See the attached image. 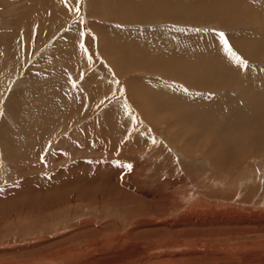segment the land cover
<instances>
[{"label":"rangeland","instance_id":"rangeland-1","mask_svg":"<svg viewBox=\"0 0 264 264\" xmlns=\"http://www.w3.org/2000/svg\"><path fill=\"white\" fill-rule=\"evenodd\" d=\"M142 1L0 0V264H264V0Z\"/></svg>","mask_w":264,"mask_h":264},{"label":"bare ground","instance_id":"bare-ground-1","mask_svg":"<svg viewBox=\"0 0 264 264\" xmlns=\"http://www.w3.org/2000/svg\"><path fill=\"white\" fill-rule=\"evenodd\" d=\"M161 1V0H160ZM163 1H165V0H163ZM173 1V0H172ZM220 1V3L221 4H223V5H225V7H228L229 5H231V4H233V3H231L230 2V0H229V2H227L228 0H225V1H222V0H219ZM138 2H140L141 3V5L143 6H141L140 5V7H142L143 9L145 8L146 9V7L147 6H145V5H149L148 3L147 4H144L143 3V1L142 0H138ZM152 2H156V0H152ZM168 2H169V0H168ZM194 2V1H193ZM198 2V1H197ZM201 2V1H200ZM202 2H203V0H202ZM201 2V3H202ZM161 3H165V2H161ZM182 3V2H181ZM212 3V2H211ZM235 3V2H234ZM191 4V3H190ZM198 4V3H197ZM203 4V3H202ZM169 5V4H168ZM167 4H166V8H167V6H168ZM204 5H206V4H204ZM234 5V9L236 10V4H233ZM170 6V5H169ZM168 6V7H169ZM194 7V6H193ZM200 8H202V5L201 6H199ZM222 7V6H221ZM140 9V8H139ZM144 9V10H145ZM197 9V8H196ZM141 10V9H140ZM169 9H167V11H168ZM192 10H194V8L192 9ZM198 10V9H197ZM170 11V10H169ZM191 11V10H190ZM195 11V10H194ZM202 11V10H201ZM199 12V11H198ZM168 13V12H167ZM177 14V13H176ZM123 56V55H122ZM219 66H221L220 64H219ZM219 68V67H218ZM195 72H198V71H195ZM49 110V109H48ZM200 204V203H199ZM206 215V214H205ZM203 232H205V231H202L201 233H203ZM201 233H196L195 235L193 234V235H190V237H191V239L193 238V241H197V242H204L203 240H205V241H207L208 242V240L211 242L212 241V238H213V236L214 235H212V234H210V233H206V234H201ZM198 235H199V237H198ZM207 236H208V239H207ZM186 238V237H185ZM187 239V238H186ZM183 240V239H182ZM194 243V242H193ZM205 243V242H204ZM212 243H211V245L210 244H208L206 247H207V250H206V253H207V258L205 257V255L204 256H202L201 258H200V260L202 259V258H204L205 257V259H209L210 260V264H213V261L214 260H212L213 259V252H212ZM205 247V246H204ZM198 252H200V251H198ZM197 252V253H198ZM202 261H203V259H202ZM14 262H17L18 264H22V263H24V260L21 258V257H19V258H16V260L14 261ZM30 262V261H29ZM28 262V263H29Z\"/></svg>","mask_w":264,"mask_h":264},{"label":"snow or ice","instance_id":"snow-or-ice-1","mask_svg":"<svg viewBox=\"0 0 264 264\" xmlns=\"http://www.w3.org/2000/svg\"><path fill=\"white\" fill-rule=\"evenodd\" d=\"M220 36H221V39H223L224 38V34L223 33H220ZM225 43L227 44V41L225 40ZM237 62L238 63H242V64H244L245 66L247 65V61H242V60H240L239 58H237ZM130 167V166H129Z\"/></svg>","mask_w":264,"mask_h":264}]
</instances>
